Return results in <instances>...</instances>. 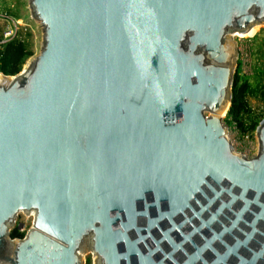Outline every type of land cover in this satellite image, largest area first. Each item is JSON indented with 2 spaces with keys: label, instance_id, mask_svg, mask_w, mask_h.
Wrapping results in <instances>:
<instances>
[{
  "label": "water",
  "instance_id": "water-1",
  "mask_svg": "<svg viewBox=\"0 0 264 264\" xmlns=\"http://www.w3.org/2000/svg\"><path fill=\"white\" fill-rule=\"evenodd\" d=\"M29 9L40 52L18 75H0V264H84L88 252L96 264H163L152 256L168 233L146 255L137 245L177 216L178 228L199 223L186 241L212 235L189 263L229 234L236 243L212 264L231 255L264 264V119L249 159L220 116L236 70L232 35L264 26V0H29ZM20 212L34 213L32 227L12 239ZM251 242L259 251L240 256Z\"/></svg>",
  "mask_w": 264,
  "mask_h": 264
},
{
  "label": "rangeland",
  "instance_id": "rangeland-1",
  "mask_svg": "<svg viewBox=\"0 0 264 264\" xmlns=\"http://www.w3.org/2000/svg\"><path fill=\"white\" fill-rule=\"evenodd\" d=\"M9 2L13 5L11 9L12 15L16 19L21 20L23 24L29 26L26 34L24 33L23 35L33 52V56L24 64L23 70L40 52L43 42L42 28L39 22L31 16L29 0H9ZM6 3L7 0H0V10L4 11L7 9ZM2 27L3 24L0 23V32ZM236 36L238 37L233 38L237 44L238 51L235 67H237V63L240 64L239 77L247 81L250 86L246 98L247 105L252 111V116L264 115V26H256L248 34ZM225 117L224 115L222 122L226 128L227 137L232 148L246 158L255 157L259 150L256 131L242 135L236 126ZM32 223V215L28 216L25 213H19L16 218V224L10 232L21 224L22 229L20 230L24 229L26 234L32 227ZM82 257L84 264H96L95 256L93 257L91 252L83 254Z\"/></svg>",
  "mask_w": 264,
  "mask_h": 264
},
{
  "label": "flooded vegetation",
  "instance_id": "flooded-vegetation-1",
  "mask_svg": "<svg viewBox=\"0 0 264 264\" xmlns=\"http://www.w3.org/2000/svg\"><path fill=\"white\" fill-rule=\"evenodd\" d=\"M186 216L190 217V214L187 213ZM183 221V216H177L173 219V223H170L169 221L161 222L159 229H154L151 231L152 239H147L145 242H142L137 245V250L139 254L146 255L149 250H153L155 248L153 239L155 241H161L163 239V233H168L167 237L169 241L163 239L164 241H162L159 245V251L152 256V260L155 263H158L163 260V264H212L218 259V256L216 254L217 252L218 254L225 255L228 250L227 247H232L236 243L233 237L227 234L224 238L226 244L220 241L213 242L211 246L214 248L215 251L208 249L202 254L201 260L199 259L193 263H189V257L195 255L196 251L198 249H201L206 241H210L212 235L206 228H204L195 236H191L189 241H186L185 236L189 235L194 228L198 227L199 223L192 222V224H187L178 228V226L182 224ZM140 226L144 227L145 225ZM214 229L216 231H219L220 225L214 226ZM135 238L136 236L134 232L130 233L129 239L133 241ZM252 242L248 245V247H241L240 250H238L240 256L250 259L251 252L248 251L249 247L254 251H259L260 246L256 245L258 246L256 248L251 245ZM169 255H171L170 258L168 257ZM131 257V264H136V258ZM227 262L228 264H237L239 260L236 258V255H231L227 259ZM257 264L261 263L258 262Z\"/></svg>",
  "mask_w": 264,
  "mask_h": 264
},
{
  "label": "trees",
  "instance_id": "trees-1",
  "mask_svg": "<svg viewBox=\"0 0 264 264\" xmlns=\"http://www.w3.org/2000/svg\"><path fill=\"white\" fill-rule=\"evenodd\" d=\"M32 56L33 52L25 38L22 41L15 40L0 44V74L10 77L18 75ZM239 72L240 64L237 63L231 88V103L225 118L234 124L242 135H245L256 131L264 115L252 116L246 101L250 86L247 81L239 77ZM24 235L25 233H20L18 228L10 232L12 239L23 238Z\"/></svg>",
  "mask_w": 264,
  "mask_h": 264
},
{
  "label": "built area",
  "instance_id": "built-area-1",
  "mask_svg": "<svg viewBox=\"0 0 264 264\" xmlns=\"http://www.w3.org/2000/svg\"><path fill=\"white\" fill-rule=\"evenodd\" d=\"M6 5V10H0V23L3 24L0 32V44L15 40L22 41L24 39L23 34H26V32L28 31L27 28L29 27L28 25L23 24L21 20L16 19L12 15L11 9L13 8V5L10 4L9 0H7ZM20 229L19 232L24 233V229Z\"/></svg>",
  "mask_w": 264,
  "mask_h": 264
},
{
  "label": "bare ground",
  "instance_id": "bare-ground-1",
  "mask_svg": "<svg viewBox=\"0 0 264 264\" xmlns=\"http://www.w3.org/2000/svg\"><path fill=\"white\" fill-rule=\"evenodd\" d=\"M256 26H259V27H261L262 25H254V26H252L250 29H248L247 31H244V32H234L233 33V38L234 37H238V36H236V35H239V34H241V35H246V34H248L254 27H256ZM240 38V37H239ZM249 38V37H248ZM224 114H225V110L223 111V112H221L220 113V116L221 117H223L224 116ZM20 213H24V212H20ZM26 215H28V216H30V215H32V217L34 216V213H29V214H26ZM92 253V252H91ZM92 255H93V257L95 258V260H96V254L94 255L93 253H92Z\"/></svg>",
  "mask_w": 264,
  "mask_h": 264
}]
</instances>
